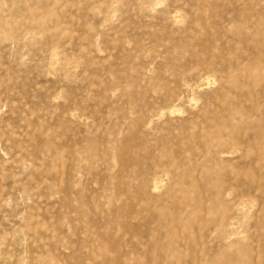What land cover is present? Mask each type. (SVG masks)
<instances>
[{
  "label": "rangeland",
  "instance_id": "obj_1",
  "mask_svg": "<svg viewBox=\"0 0 264 264\" xmlns=\"http://www.w3.org/2000/svg\"><path fill=\"white\" fill-rule=\"evenodd\" d=\"M0 264H264V0H0Z\"/></svg>",
  "mask_w": 264,
  "mask_h": 264
},
{
  "label": "bare ground",
  "instance_id": "obj_2",
  "mask_svg": "<svg viewBox=\"0 0 264 264\" xmlns=\"http://www.w3.org/2000/svg\"><path fill=\"white\" fill-rule=\"evenodd\" d=\"M196 213H194V215H195ZM199 256V255H198ZM199 258V257H198ZM202 259V258H201Z\"/></svg>",
  "mask_w": 264,
  "mask_h": 264
}]
</instances>
